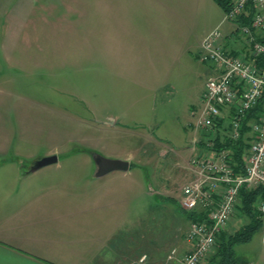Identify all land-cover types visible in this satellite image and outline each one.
<instances>
[{"label":"rangeland","instance_id":"374dc122","mask_svg":"<svg viewBox=\"0 0 264 264\" xmlns=\"http://www.w3.org/2000/svg\"><path fill=\"white\" fill-rule=\"evenodd\" d=\"M4 1L14 6L1 3V33L19 34L15 45L0 42V202L20 199L21 221L29 224L39 218V212L28 217L34 206L49 213L97 206L104 215L98 230L47 233L81 258L99 252L81 239L91 232L109 253L117 245L124 248L119 254L147 251L148 240L162 241L166 255L172 231L182 227L184 235L190 223L178 199L192 175L191 142L201 137L199 112L192 111L213 73L198 53L213 29L234 27L222 6L217 0ZM172 1L179 16L165 10ZM94 153L129 159L131 167L97 178ZM52 155L55 161L32 170ZM40 193L49 197L34 201ZM247 218L235 217L228 231ZM263 226L235 244V257L264 264ZM201 264H221L217 249Z\"/></svg>","mask_w":264,"mask_h":264},{"label":"built area","instance_id":"2783aa9c","mask_svg":"<svg viewBox=\"0 0 264 264\" xmlns=\"http://www.w3.org/2000/svg\"><path fill=\"white\" fill-rule=\"evenodd\" d=\"M224 20L234 27L228 32L213 29L198 53L213 73L199 110L192 111L199 112L201 137L192 141V175L178 199L182 210L196 215L187 235L192 249L184 254L183 264H201L216 248L238 212L242 187H264V0H227ZM243 133L247 147L239 165L233 148L217 146L216 137L236 142ZM255 207L264 224V196ZM171 252L172 256L176 249ZM147 261L145 253L133 264Z\"/></svg>","mask_w":264,"mask_h":264},{"label":"crops","instance_id":"0c3cea01","mask_svg":"<svg viewBox=\"0 0 264 264\" xmlns=\"http://www.w3.org/2000/svg\"><path fill=\"white\" fill-rule=\"evenodd\" d=\"M13 1V0H11ZM10 1V2H11ZM170 2L171 0H167ZM4 0H0V7H3ZM14 2V1H13ZM166 2V1H165ZM2 3V4H1ZM6 3V2H5ZM175 3L172 1L170 5L172 8H167L164 5L166 12H173L174 15L179 16L176 7L173 5ZM6 5L11 6L13 8L14 4ZM33 6V5H32ZM23 7V5H22ZM4 8L6 6L4 5ZM32 8V7H31ZM1 10V9H0ZM1 15V12H0ZM14 16V13L12 14ZM16 18V17H15ZM15 21V28H17V19ZM11 21V25L13 23ZM9 25V27H11ZM12 28V27H11ZM0 28V33H1ZM7 30V27H6ZM18 30V29H15ZM5 32V31H4ZM12 33V32H10ZM5 38L1 39L0 42L3 43V47H8L7 42L10 40L14 41V45L18 41L17 35L19 33L8 34L6 31ZM196 138V137H195ZM57 152V151H56ZM95 165V172L97 173L98 166L94 162ZM96 175V174H95ZM101 176H97L100 178ZM18 187L15 192L18 191ZM43 190V189H42ZM3 191V190H2ZM0 191V193L2 192ZM45 193H40L38 198L34 201H39L46 199L49 197L48 195H44ZM1 195V194H0ZM51 200L55 202L61 201L60 198L54 195H50ZM19 197H21L19 195ZM15 203L9 206L6 203L0 202V212L3 213L6 207V220H0V264H133L136 262V257L139 254L146 253L148 254V264H182L183 256L186 252L192 249V243L189 241L187 235L190 229L191 218H189V226L188 230L184 235H181L182 227H177L175 230L172 231L171 239L175 241L174 245L165 255L164 253V246L165 244L162 241H148L147 240V251H137L131 250V254L128 253H121L119 254L118 245L116 246V253H109L108 248L106 249L105 242L101 241L98 236H96L93 232L90 235L82 236V240L90 241L95 244V249L99 252H90L86 253L82 258L79 255V251H74L73 248L70 246V243H63L60 241H55L51 239V236H48V232L53 230V233L60 231V229H78L80 231H84L85 234L91 230H98L103 225L104 215L103 212L96 211L98 207H88V205L82 209H69V210H59V208H55L54 212H47L40 206H34V208H30L29 212V219L33 217L37 212H39V218L35 220H30L32 224H29L27 221H21V207L22 203L20 199L14 198ZM85 201L92 202L90 198L85 199ZM95 210V211H94ZM188 213V212H187ZM189 214V213H188ZM188 216V215H187ZM247 215L243 214L238 211L231 220V223L234 222L235 217H243ZM20 218V219H19ZM112 220V217H111ZM110 220V221H111ZM106 221L108 219L106 218ZM250 221V218H247V222H243L237 230L242 228L243 225L247 224ZM27 222V223H26ZM113 222V221H111ZM46 223V224H45ZM230 223V224H231ZM229 224V225H230ZM49 229H47L45 226ZM229 227V226H228ZM228 227L225 230L223 235H230L231 233L228 231ZM236 230V231H237ZM72 231V230H71ZM235 231V232H236ZM93 233V234H92ZM170 232H167V234ZM55 237V236H53ZM84 237V238H83ZM110 239H114V236H110L106 241L109 242ZM116 241H119V236L115 235ZM264 239V238H263ZM96 243L99 244V247H96ZM239 243H236L238 245ZM235 247V245L233 246ZM176 249V253L171 256L172 249ZM217 249V248H216ZM74 252L78 256L73 257ZM238 263L237 264H254V259H252L249 255H237ZM77 258V259H73Z\"/></svg>","mask_w":264,"mask_h":264},{"label":"trees","instance_id":"16d2710c","mask_svg":"<svg viewBox=\"0 0 264 264\" xmlns=\"http://www.w3.org/2000/svg\"><path fill=\"white\" fill-rule=\"evenodd\" d=\"M217 1L222 6L223 10H225L227 7V0ZM259 107L260 105H258V108ZM252 114L253 111L248 112L249 116ZM247 120H250V117ZM244 133L236 142H232L230 140L221 142L219 141V138L216 137L217 146L228 145L233 148L234 156L239 165H242L243 156L247 147V136H245ZM263 196L264 187L253 189H247L246 187L241 188L238 209L241 210L243 214L247 215L250 218V221L243 225L242 228L234 233H231L227 237L226 235H223L225 231L221 234L217 242V256L220 257L221 264H237L238 258L234 256L233 246L236 243L249 241L257 227L263 224V220L259 216V212L255 207L256 201ZM187 215L191 219L195 218L196 216L194 213H187Z\"/></svg>","mask_w":264,"mask_h":264},{"label":"water","instance_id":"95a60500","mask_svg":"<svg viewBox=\"0 0 264 264\" xmlns=\"http://www.w3.org/2000/svg\"><path fill=\"white\" fill-rule=\"evenodd\" d=\"M93 158H94L95 163L98 166L97 173H96L97 176H103L113 170L127 171L131 167V161L129 159L110 158L100 153H94ZM56 159L57 157L55 155L40 158L33 164L32 170H35L36 168L42 165L51 163L55 161Z\"/></svg>","mask_w":264,"mask_h":264}]
</instances>
